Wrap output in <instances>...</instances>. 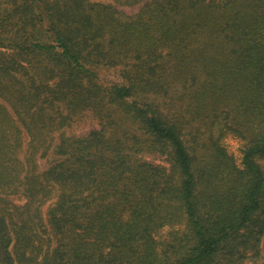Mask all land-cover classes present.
Listing matches in <instances>:
<instances>
[{
    "label": "trees",
    "instance_id": "trees-1",
    "mask_svg": "<svg viewBox=\"0 0 264 264\" xmlns=\"http://www.w3.org/2000/svg\"><path fill=\"white\" fill-rule=\"evenodd\" d=\"M260 159L264 0H0V264H249Z\"/></svg>",
    "mask_w": 264,
    "mask_h": 264
},
{
    "label": "rangeland",
    "instance_id": "rangeland-1",
    "mask_svg": "<svg viewBox=\"0 0 264 264\" xmlns=\"http://www.w3.org/2000/svg\"><path fill=\"white\" fill-rule=\"evenodd\" d=\"M96 1H109L113 4H116L118 6V8L124 10L127 13H134L137 12L143 5H145L147 2H150L152 0H96ZM101 73V79L105 82L108 83H118L121 81L120 75L115 72L112 71L110 69H102L100 71ZM14 118V117H13ZM15 120V124L21 129L22 127L20 126V124ZM100 127L99 122L97 121V119H95L90 113H85L82 115H78L76 117L73 118L72 121L69 122L68 125L65 126V128L63 129V131L65 133H67L68 135H72V136H83L88 134L89 132L96 130ZM55 136L57 137V134H55ZM22 139H23V143H25L24 148L26 149V144L28 142V137L26 136V133L23 130V135H22ZM225 145L229 151V153L234 156L235 160L237 161L238 164H240L241 162V158H242V148H243V142L238 139L237 137H235L234 135L230 134L226 137L225 139ZM53 155L50 156L49 161H51L53 159ZM259 163L264 166V159H260ZM40 168L41 169H45L46 166H48V162L47 159H41L40 160ZM13 199V203L18 206V207H26L25 203L27 202V198L23 195H13L11 197ZM47 209L48 206L47 205H43L41 210V214H39L40 219H42V224L39 226L40 227V231H41V238H39V241L36 242L35 244L33 243V241H36V238L33 236V241L32 243L34 244L35 247L40 246L42 239H45V233H44V229H45V224H46V220H47ZM27 229H24V231H26L27 233H31V230L29 228V224L26 227ZM173 232V231H172ZM171 232V227L169 228H165L164 230L161 231V233L158 235V240L160 241V243H164L167 241H170L171 236L172 235ZM42 246V244H41ZM33 254H36V251H32ZM249 264H264V236L262 238V242H261V246L258 252V255L253 257L250 261Z\"/></svg>",
    "mask_w": 264,
    "mask_h": 264
}]
</instances>
